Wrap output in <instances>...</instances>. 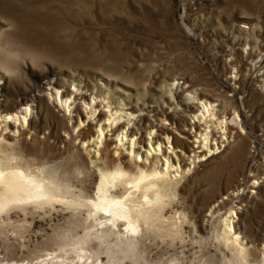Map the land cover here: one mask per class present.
<instances>
[{
	"label": "rangeland",
	"instance_id": "rangeland-1",
	"mask_svg": "<svg viewBox=\"0 0 264 264\" xmlns=\"http://www.w3.org/2000/svg\"><path fill=\"white\" fill-rule=\"evenodd\" d=\"M2 61L7 69L1 67ZM0 72L6 74L0 78V101L21 108L35 100L28 119L33 128L41 129V139L50 136L44 145L30 135L35 133L33 128L30 134L20 136L26 139L21 147L27 157L37 158L41 164V153L56 144L63 151L52 148L51 160L72 171L75 159L70 155L77 156L84 173L74 182L91 196L97 191L99 166L114 158L125 161L132 155L137 162L149 164L146 157H155L160 167L166 161L163 154L170 157L167 177L178 179L177 193L162 209L163 227L148 231L141 226L136 258L118 263L101 249L94 264H230L232 251L215 235L220 218L232 206L241 208L237 230L244 236L250 262L261 259L264 0H0ZM56 82L79 95L93 92V100L85 103L71 97L70 102H74L66 110L56 89L49 85ZM194 95L216 103L220 115L229 117L235 110L240 118L239 125L228 123L226 134L232 141L221 144L218 151L210 153L203 144L195 143L193 135L203 126L192 119L194 108L189 106L195 102L189 98ZM171 96L174 102L169 106ZM105 97H110L109 107L102 106L108 103ZM92 102L95 108H91ZM78 105L84 106L80 122L75 112ZM90 109L94 113L85 114ZM48 111L51 113L46 116ZM100 111L122 115L110 128L102 127L103 145L94 143ZM163 111L173 115L174 123L164 119V124L183 144L173 146V142L169 145L159 139L161 150L157 151L154 138L159 132L148 130L140 120H163ZM9 117H0V129L5 124L22 126L20 120ZM109 123L106 118L101 122ZM120 127H124L121 133L125 128L131 132L140 127L132 153L129 136L116 132ZM13 130H2L7 138L4 144L16 145ZM79 131L86 140H81L83 136L74 139ZM215 133H211V142L220 143ZM238 144L241 151H236ZM118 147L122 150L119 156ZM256 181L260 182L257 187L252 184ZM123 190L114 189L116 193ZM72 214L59 203L53 208L28 205L25 210L11 209L0 224V263H36L60 254L59 239L52 236L76 218ZM81 214L78 218L86 213ZM176 221L179 227L174 225ZM108 238L101 241V248L114 247L116 239ZM69 241L64 246L69 251L53 261L89 262L76 257L70 250L73 240ZM90 243L95 246L97 240Z\"/></svg>",
	"mask_w": 264,
	"mask_h": 264
},
{
	"label": "bare ground",
	"instance_id": "bare-ground-1",
	"mask_svg": "<svg viewBox=\"0 0 264 264\" xmlns=\"http://www.w3.org/2000/svg\"><path fill=\"white\" fill-rule=\"evenodd\" d=\"M1 67H6L7 69L5 61H2ZM4 75L6 74L0 72V78L2 76L4 77ZM49 85L56 89L57 95L53 92L51 94L57 96L66 110H68L67 108L74 101H83L87 103L89 100H93V92L88 96L79 95L76 90L72 89L70 86L62 85L60 82H56L54 85L50 83ZM171 91L172 90L169 89V93H171ZM3 96L4 95L1 97ZM71 97L74 99L73 102H70ZM172 99H174L172 96L168 98L167 104H169V106L174 102ZM105 100L108 102L106 105H102V102L98 105L109 107L112 103L110 97H105ZM189 100H194L195 102L194 106H189L190 108H194L192 119L198 123V126H203H201L202 129H199L198 134H196L195 131V134L193 135L194 138L197 139L195 143L200 142L210 153H212V150H214V152L220 150L221 144H229L232 140H230L228 137L229 135L226 134L227 126H229L228 123L232 122L235 125H239L240 118L236 111L234 110L231 116L226 117L227 115L225 114L220 115L217 110V104L208 99L194 95V97H190ZM34 101L35 100L27 101V103L21 108L15 105L7 106L0 101V117L2 115L10 116L9 118H11V120H20L22 125L19 128L15 123L10 126L5 124V126L0 129V224L4 223L6 219H3V215H8L9 211L13 208L25 210L28 205H31L38 209H45L53 208L55 204L59 203L66 209H71L73 213L72 216L76 217L75 219H70L68 225H65V228H57L52 236L53 238L59 239L58 249L61 250L60 254L42 259L36 263L28 261L26 264H40L44 261L45 264H61L60 260L59 262L57 260L53 261V259L54 257H63L65 255L63 252L67 253L66 251H69L68 249H64V246L70 243L69 240H73L74 247L72 246L70 250L75 252L76 257H78L79 260L82 258L90 259L89 262H80V264H94V262L99 259L98 254L101 249H104L108 256L116 258L118 263L124 258L133 259L134 256L136 258L135 252H137V245H139L137 244V237L142 231L141 226L145 225L148 231L152 230V228L159 229L160 227H163L160 224L163 218L161 213L162 209L164 208L166 201L175 197L177 193L176 184L178 179H169L167 177L170 170L169 155H167L166 152L163 154L166 157V161L163 162V165L160 167L156 163L155 157H153V159H150L148 156L146 157V160H149V164L144 162L140 163L139 161L137 162L132 155L130 157L128 156L129 159L125 161L120 157L116 159L114 158L110 164H104L102 167L99 166L97 191L91 196L86 189L78 188L74 182L75 179L79 178L80 175L84 173L82 164L77 156L70 155L75 159L72 171H70L68 169H63L62 163L57 160H51V158L54 159V157H52V148L60 152L63 151L62 149H58L56 144L49 146V152L46 151L41 153L39 158L41 164L36 162L37 158L29 159L26 155V151L21 147L23 144H26V139L21 140L20 136L22 137L23 135L30 134V129L33 128V122L28 119V116L32 108L34 109V107L30 105ZM90 105L91 108H95L96 106L93 102L90 103ZM78 107L75 112L77 113L76 117L80 122L82 116L80 109H83L84 112V106L78 105ZM93 110L94 109H90V111H86L85 114H88L89 112L92 113ZM120 110L123 111L124 109L121 108ZM49 112L51 113V111H48L46 116L49 115ZM117 113L118 112L100 111V115L98 116L99 130L96 132L97 140L94 143H97L98 145L104 144V129L102 130V127L110 128V124L113 121L116 122L120 119L122 115ZM161 114L163 120L158 119L154 121L151 117H147L141 119L140 123L142 125L146 124L148 130L153 128L157 129L159 135L154 138L156 139L157 144L159 139L161 142H165L169 145L173 142V146L183 144V141L178 138L179 136L177 137L174 135L173 131L164 124V119H170L173 124V115L167 111H163ZM105 118L110 121L107 126L101 124L102 120ZM8 127L15 129V131L13 130L16 135L15 144L18 147L13 144H4V141L7 138L3 135L2 130ZM33 129L35 133L30 134L32 138L43 145L46 144L47 139H49L50 136H45V140L41 139V129H37L36 127ZM122 129H124V127H120L116 132L119 136L120 134L129 136L131 139L129 150L132 153L135 150L134 137L135 135H139V131H141L140 127L131 132L129 129L125 128V132L121 133ZM83 131H79L74 139L83 136L81 140H86L87 136L83 135ZM213 131L216 132L218 138H220V143H217L214 139L213 141L215 143H213V141L211 142L212 138L210 136ZM243 133L245 132L243 131ZM147 134L149 135V132H147ZM141 139L142 138H139L140 144ZM238 139H241L242 141L241 137ZM150 141L151 138H148L149 144ZM239 144L236 145V151H241L242 146L240 147ZM84 148L87 150V147L84 146ZM171 148L172 147L170 146L169 149ZM116 149L117 152L122 151L120 147ZM159 150L161 149H159L158 144L157 151ZM117 152L116 154L119 156L120 152ZM238 163L241 162L239 161ZM259 183V181H256L252 184L257 187L259 186ZM116 187H122L124 189L123 192L116 193L114 191ZM255 192L256 191H253V193ZM239 209L241 208L232 206L225 215L220 218L215 236L232 251V259L230 262L228 261L230 264H264V251L261 254V259L258 261L256 260L255 263H251L249 260V251L246 248L245 243L242 242L244 236L240 235V232L237 230V221L242 218L239 216ZM82 212H85L86 214L83 218L80 217V219L78 216H81ZM96 225H98L97 230H92ZM174 225L179 227V222L176 221ZM79 228L81 229V232H77V229ZM110 236L116 239L114 247L101 248V241L106 240ZM94 239L95 241L97 240V244L92 246L90 241L93 240L94 242ZM83 250H89V252L85 254L83 253ZM81 251L83 252L80 253ZM61 260L65 259L61 258ZM8 262L6 264H8ZM9 264L18 263L11 262Z\"/></svg>",
	"mask_w": 264,
	"mask_h": 264
}]
</instances>
